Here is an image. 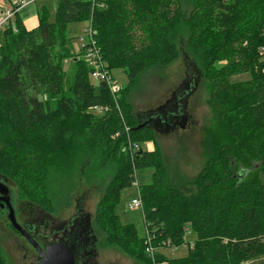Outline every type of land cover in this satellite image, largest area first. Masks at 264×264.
<instances>
[{
	"label": "trees",
	"instance_id": "obj_1",
	"mask_svg": "<svg viewBox=\"0 0 264 264\" xmlns=\"http://www.w3.org/2000/svg\"><path fill=\"white\" fill-rule=\"evenodd\" d=\"M79 21L90 23L107 67L127 74L119 101L106 82L95 90L84 58L73 78L67 74L66 28ZM2 28L0 177L17 187L16 202L56 215L78 182L92 183L111 165L93 219L102 245L142 264H263L256 260L264 255V0H59L53 21L44 10L27 29L16 12ZM181 54L209 83L213 124L202 136L203 167L179 187L165 182L158 153L141 147L155 132L135 129L127 98L139 75ZM242 72L251 79L229 81ZM98 105L109 110L95 113ZM129 140L142 151L134 158ZM146 166L155 169L140 187L154 260L146 236L115 212L133 168ZM183 245L182 257L163 251ZM5 258L0 249V264Z\"/></svg>",
	"mask_w": 264,
	"mask_h": 264
},
{
	"label": "rangeland",
	"instance_id": "obj_2",
	"mask_svg": "<svg viewBox=\"0 0 264 264\" xmlns=\"http://www.w3.org/2000/svg\"><path fill=\"white\" fill-rule=\"evenodd\" d=\"M13 3L18 0H12ZM59 0H35L18 10L19 16L25 22L28 20L27 26H34L44 10L47 13L48 19L53 21L56 14V8ZM1 3V2H0ZM12 4V3H11ZM4 5V4H3ZM0 5V14H5V7ZM38 19L34 20V18ZM15 20V19H14ZM13 20V23H14ZM90 26L89 22L79 21L71 23L66 28L67 37L70 39V51H67L69 56L63 57V65L70 78H73L76 68L83 60L80 54L81 41L80 37L86 35L85 28ZM3 43V28H0V45ZM188 56V55H187ZM189 57V56H188ZM77 59V61H74ZM192 65L194 61L190 60ZM196 69L201 70L196 66ZM112 79L115 85L125 87L128 84L127 74L120 68H112L110 70ZM187 72V65L185 55H182L168 66H154L141 75L134 86L130 89L128 95V103L132 105L134 114L142 113L143 111L156 109L162 105L165 100L172 97L174 90L185 81ZM198 89L189 97L187 105V114H189V121L185 127L178 126L170 132L155 133L152 136L147 135L149 140L141 142L140 145L143 150L148 152H156L159 155L162 166L165 171L164 180L173 186H184L192 181L199 173L205 163L203 149L201 145L202 136L206 128L212 127L213 118L207 100L210 94L209 83L204 80L200 73ZM229 81L244 82L251 79L250 72H242L235 75H230ZM95 90L98 91L99 81L93 80ZM121 95L117 96L119 101ZM138 121V118L136 117ZM139 122V121H138ZM222 140H224L222 138ZM131 156V155H130ZM157 156V154H156ZM92 165L97 163L96 159H92ZM83 165V162L81 163ZM111 168V165L109 166ZM107 168L105 173L99 174L98 178L92 183L85 181L77 184L76 189L71 193V197L64 199V202H69L60 213H55L58 219H69L76 212L77 200L86 192L87 210L95 212L98 201L100 200L106 185L112 179V169ZM154 168L151 166L133 168L134 179L129 186L120 190L116 197L115 212L119 216L122 224L134 225L137 235L140 238L146 236V224L142 209L131 210L129 205L133 198L140 197V187L147 185L153 180ZM90 181V182H91ZM10 183V182H9ZM12 185V183H10ZM12 188V203L17 199V187ZM90 194V196L88 195ZM142 200V198H141ZM17 201V200H16ZM143 202V200H142ZM144 203V202H143ZM26 205V204H25ZM23 205V206H25ZM18 206V205H17ZM26 208V206H25ZM59 209V210H60ZM31 214L38 213L39 208L25 209ZM7 211L0 210V249L5 255L4 264H37L38 257L33 247H30L24 239L16 234L13 229H10L6 223ZM53 215V214H52ZM100 239H103L104 233L98 230ZM99 243V254L97 261L99 264H142L139 260L125 255L117 247L102 245ZM105 244V243H104ZM166 254L173 257H182L188 253V245L180 246L177 249L165 248L163 250ZM257 263L264 264V255H261Z\"/></svg>",
	"mask_w": 264,
	"mask_h": 264
},
{
	"label": "flooded vegetation",
	"instance_id": "obj_3",
	"mask_svg": "<svg viewBox=\"0 0 264 264\" xmlns=\"http://www.w3.org/2000/svg\"><path fill=\"white\" fill-rule=\"evenodd\" d=\"M167 101L168 100L166 99L165 102L160 106L165 105ZM166 106L167 108L162 109V112L159 114V116L162 118V121L157 119V117L152 119V116H150V114H144L155 109L138 113L140 114L139 118L142 122H151V125L154 127V131L164 134L165 132L167 133L171 130L176 129L178 126L182 127L181 125L187 124V121H189L190 119L189 114H187L186 120L183 118L175 117L173 115V113H176L178 110L176 100H173V103H169ZM159 107H157L156 109H158ZM88 195L90 196V194ZM86 197L87 195L85 192V194H83L77 200V205L75 207L76 212L69 219L65 220H60L57 218V216L50 215L42 210H39L38 213L31 214L30 212L29 214V212L25 209H27V207L30 205L26 204L25 208V206L16 201L14 204H12L14 206L16 218L19 224H21L43 247L54 242H67L68 239L72 241L83 240V246L77 253L78 263L99 264L97 261L98 255L96 256L95 253H97V251L99 250L100 237L98 235L99 233L96 226L93 224L94 213L87 210L86 205L88 201H85ZM1 210L5 212L7 211V208H1ZM6 223L8 224L7 226L10 227V229L13 228L14 232L16 234H19L20 237L24 239V242L32 247V245L29 244L28 240L24 236H22L18 230L10 225L11 223L8 221V218H6ZM89 224L92 227V230L90 229ZM90 233H93L95 235V238H97V249H94L93 253L91 252V247L87 245L88 239L90 240L92 237Z\"/></svg>",
	"mask_w": 264,
	"mask_h": 264
},
{
	"label": "water",
	"instance_id": "obj_4",
	"mask_svg": "<svg viewBox=\"0 0 264 264\" xmlns=\"http://www.w3.org/2000/svg\"><path fill=\"white\" fill-rule=\"evenodd\" d=\"M187 65V76L185 81L174 90L172 97L167 101V103L163 106H160L158 109L148 111L144 114H150L152 119L156 118L162 121V118L159 114L162 112V109L167 108V104L173 103V100L177 101V112L173 113L175 117L187 119V105L189 101V97L198 89L200 73L199 70L196 69L195 65H192L191 61L188 58H185ZM140 114H137L138 125L136 126V130L142 128H148L154 130V127L151 125V122H142L139 118ZM171 115V116H173ZM186 124V122H185ZM184 127L185 125H181ZM142 151H139V155ZM0 207L7 208V218L8 221L12 224V226L19 231V233L24 236L30 245L36 250L38 254V262L37 264H79L78 263V251L83 246V240L81 241H72L70 239L67 242L59 241L50 243L49 245L43 247L37 240L17 221L16 213L14 206L12 204V188L11 184L7 178L0 177ZM90 229L92 227L89 224ZM93 232V231H92ZM91 239H88L87 245L91 247V252H94V249H97V238L93 233ZM95 255H98L95 253Z\"/></svg>",
	"mask_w": 264,
	"mask_h": 264
},
{
	"label": "built area",
	"instance_id": "obj_5",
	"mask_svg": "<svg viewBox=\"0 0 264 264\" xmlns=\"http://www.w3.org/2000/svg\"><path fill=\"white\" fill-rule=\"evenodd\" d=\"M33 1L35 0H18L17 2L6 6L4 10L5 14L0 20V28L4 26H8V24H10V20L14 17V14L18 12L20 8ZM85 32L86 35L80 37V41H81V48L83 50V58L86 61L88 67L91 69L90 76L95 80L106 82V84L110 88L111 93L116 98L121 87L115 85L113 82L110 69L107 67L106 62L103 59L101 49L94 38V32L91 26L85 28ZM108 110L109 107L105 105H101V106L98 105L93 108V111L98 114H104ZM126 130H128V128H126ZM128 147L131 158H134L135 153L140 150V145L136 142H132L129 140ZM129 207L131 210L134 209L143 210V203L141 198L140 197L133 198L130 202ZM146 244H147L146 251L154 260V256L156 254L155 252L156 248L152 244L151 236L149 235V232H146Z\"/></svg>",
	"mask_w": 264,
	"mask_h": 264
},
{
	"label": "crops",
	"instance_id": "obj_6",
	"mask_svg": "<svg viewBox=\"0 0 264 264\" xmlns=\"http://www.w3.org/2000/svg\"><path fill=\"white\" fill-rule=\"evenodd\" d=\"M0 5H3L4 7H6V6H8L9 4H11V3H13V1L12 0H0ZM2 17H3V13H2V15L0 14V20L2 19ZM36 19H38V17H36V18H34V20H36ZM38 21H39V19H38ZM26 22H28V20L27 21H23V23H24V25L26 26V28L27 29H31V28H33V27H35L39 22H37L34 26H27V23Z\"/></svg>",
	"mask_w": 264,
	"mask_h": 264
}]
</instances>
